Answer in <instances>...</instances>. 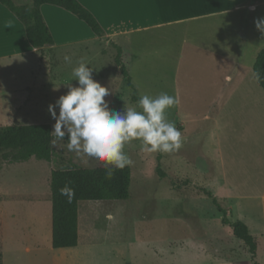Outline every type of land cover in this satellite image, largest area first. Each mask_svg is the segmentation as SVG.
<instances>
[{
    "label": "rangeland",
    "instance_id": "374dc122",
    "mask_svg": "<svg viewBox=\"0 0 264 264\" xmlns=\"http://www.w3.org/2000/svg\"><path fill=\"white\" fill-rule=\"evenodd\" d=\"M241 16L237 11L195 24V47L206 41L211 44L209 52L240 54L237 62L241 75L246 83H253L262 91L253 79V68L264 50V34L255 24L264 18V6L254 13L252 22L244 23ZM144 40L137 45L138 59L129 64L132 83L138 96L155 97L167 92L179 100L181 97L166 115L182 132V147L161 154L141 151L139 140L125 145L124 151L133 161L131 198L79 204L81 247L75 260L91 264H264L263 229L252 232L258 245L253 257L250 247L223 223L224 216L214 199L203 192L206 189L215 198L222 196L213 183L215 171L211 176L206 174L205 167L195 158L196 152L202 157L204 153L217 162L214 109L209 108L213 93L208 90L214 77L199 69L203 61V68L208 69L209 62L195 48V75L186 77V72L191 74V62L178 57L180 39H155L150 49H145ZM76 49L79 51L71 55V63L65 62L62 47L55 54L58 59L46 54L42 64L40 51L2 62L0 125L48 123L53 129L55 120L48 107L67 93L65 84L78 86L72 68L81 59L94 69L93 79L110 89L106 98L110 109L122 111L125 106H136L131 100L132 91L116 66L117 51L112 45L105 47L98 40L88 39L87 44ZM125 59L128 63L127 56ZM178 66L180 75L176 77ZM56 111L58 115L59 109ZM54 145L61 158L59 165L32 158L23 163H4L0 168L3 264H56L52 248V170L68 163L82 167L99 164L68 151L64 141ZM219 204L223 209L230 206L226 202ZM227 219L231 223L239 221L235 214L227 215Z\"/></svg>",
    "mask_w": 264,
    "mask_h": 264
},
{
    "label": "crops",
    "instance_id": "0c3cea01",
    "mask_svg": "<svg viewBox=\"0 0 264 264\" xmlns=\"http://www.w3.org/2000/svg\"><path fill=\"white\" fill-rule=\"evenodd\" d=\"M15 1L20 3L17 5L32 4L31 0L26 3ZM78 1L95 15L105 31V37L100 39L89 33L84 27L87 26L85 23L64 9L44 5L41 13L55 45L43 50L33 49L29 45L23 24L0 3V76L3 61L18 60L19 57L25 58L40 51L42 64V57H46V54L58 59L55 54H58L59 47L64 48L65 56L71 58L72 54L78 53L76 48L87 44L88 39L98 40L105 47L118 45L124 56H127L128 64L138 59L137 45L141 44V39H145L142 43L145 49H150L155 39H180L182 47L178 57L181 60L187 58V63L191 62L188 65L191 74L186 72V77L195 75V48L201 50L200 56L209 62V68H203V61L199 69L207 70L208 76L214 77L210 80L208 90L213 93L209 108L214 109L217 162L202 153L215 167L213 183L218 193H222L216 199L219 203L230 205L225 209L227 215L235 214L238 222L247 225L251 235L253 230L257 233L260 228L264 233V90L259 85L262 91L257 85L246 83L238 69L240 54L233 56L225 50L209 52L208 46L211 44L206 41H200L195 47V24L226 17L237 11L243 14V22H252L254 13L264 6V0ZM104 52H101L102 55ZM41 64H38L39 67ZM179 68L176 77L180 75ZM225 93L229 94L226 96ZM228 228L232 230L230 226ZM80 234L79 220L78 246L62 249L52 247L56 264H91L75 260L81 247Z\"/></svg>",
    "mask_w": 264,
    "mask_h": 264
},
{
    "label": "trees",
    "instance_id": "16d2710c",
    "mask_svg": "<svg viewBox=\"0 0 264 264\" xmlns=\"http://www.w3.org/2000/svg\"><path fill=\"white\" fill-rule=\"evenodd\" d=\"M31 5H17L14 0H0L25 27L29 45L36 50L55 45L54 37L41 13V7L52 5L64 9L87 27L100 39L105 37V31L95 15L78 0H31ZM117 51L115 59L128 87L131 89V100L137 103L139 98L136 87L132 83L129 64L124 52L118 45H113ZM259 71L264 77V50H262L254 64L253 72ZM258 85L264 90V78ZM52 125L12 123L0 125V168L2 164L27 162L32 158L46 161L51 165H59L61 160L55 145ZM67 144V136L62 140ZM195 158L205 167L206 174L215 171L213 163L195 153ZM63 163V162H62ZM105 165L99 163L95 167H82L73 163L61 164L55 167L51 174L52 190V247L54 249L75 248L79 244V204L81 202L127 201L131 198L130 188L133 174L132 167L126 166L122 170H115L111 179L106 178ZM68 185L74 190V198L68 203L66 196L60 194V189ZM204 194L214 199L219 211L223 214V223L232 228L236 238L242 240L253 254L256 255L257 242L250 234L249 228L243 222L231 223L227 219V212L218 203L210 190L203 189ZM0 264H3L0 256Z\"/></svg>",
    "mask_w": 264,
    "mask_h": 264
},
{
    "label": "clouds",
    "instance_id": "9594fccd",
    "mask_svg": "<svg viewBox=\"0 0 264 264\" xmlns=\"http://www.w3.org/2000/svg\"><path fill=\"white\" fill-rule=\"evenodd\" d=\"M255 24L257 30L264 34V18L257 19ZM64 60L72 62L69 56ZM93 70L83 59L77 61L72 68V76L78 86L65 84L67 93L49 105L48 112L55 120L50 133L53 144L67 136V150L82 159L104 164L107 179L112 178L115 170H122L133 163L124 151L130 141L139 140L141 151L145 153L168 154L182 147V132L166 115L169 109L179 104L178 97L167 92L155 97L143 94L135 107L125 106L122 111H115L106 101L110 89L93 79ZM262 78L259 71L253 73L257 83ZM59 191L67 197L68 203L72 202L75 193L71 187L65 185Z\"/></svg>",
    "mask_w": 264,
    "mask_h": 264
}]
</instances>
